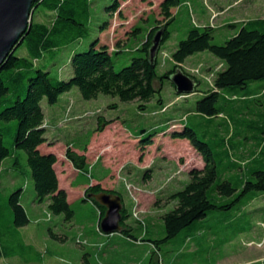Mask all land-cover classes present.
<instances>
[{"label": "rangeland", "instance_id": "obj_1", "mask_svg": "<svg viewBox=\"0 0 264 264\" xmlns=\"http://www.w3.org/2000/svg\"><path fill=\"white\" fill-rule=\"evenodd\" d=\"M112 1L92 0L91 17L85 22L86 29H83L81 37L52 52H46L36 64L46 67L54 79L69 80L73 75L72 55L87 50L99 38L100 43L107 44L110 51L123 48L122 52L113 55L116 70L129 65L132 53L126 49L133 50L145 38L146 29L152 25L165 24L160 8L164 0H125L121 11L109 15L106 7ZM172 12L174 18L167 26L171 36L161 46L159 74L173 67L172 53L189 29L194 26H215L212 42L223 44L239 31L240 22L264 18V0H181V4L174 7ZM49 14L50 12L40 8L32 21L49 23L52 21ZM108 20V29L101 32V25ZM229 22L235 25L227 26ZM134 26L144 29L137 37H133L131 33ZM25 54L24 46L17 50V55ZM52 54L56 56L53 57ZM166 55L169 58L162 64ZM224 67L223 62L207 50L189 56L183 63V68L200 80L196 91L189 95H178L172 81L164 79L161 92L156 93L148 102L137 99L123 102L117 96L103 93L96 98L85 99L77 87L62 94L54 105L48 104L44 99V108L54 111L47 135L59 139L55 151L58 154L56 170L60 186L68 189L75 215L72 222H66L63 215L49 212L47 200H36L27 153L23 149H15L16 157L10 156L3 162L0 194L9 196L14 191L23 189L20 200L31 220L27 229H22L20 234L14 233L6 223L1 227V244L15 256L1 258L0 264H84V256L90 264H154L160 260L164 264H264V213L260 211L251 215V212H245L263 207V196L245 207L236 204L228 211L227 216L233 218L229 227L220 220L223 217L219 215L221 212L215 210L203 219L205 221L202 224L206 225L201 228L203 231H197L201 222L198 221L197 227L183 229L168 243H161L160 251L155 252L152 247L155 242L151 241H158L165 236L163 214L176 207L177 201L171 199V195L182 190L190 181L191 169H201L204 166L202 157L187 139L169 136L172 130L188 125L206 141L226 137L230 130L232 133L234 131L230 144L226 142L225 147L231 150L230 154L233 151L237 158L244 151L246 155L257 147L254 140L248 141L252 137L249 129L230 123L231 113L228 109L231 108L228 103L248 106L247 111L252 109L254 113L264 112V95H251L261 90L264 80L249 82L245 89L220 90L223 95L219 105L226 110L212 120L196 112V102L213 90L216 73ZM195 70H199V73ZM156 86H159V80L156 81ZM225 97L238 100L228 101ZM244 101H248L249 105H245ZM4 103L6 101H0V109ZM143 103L146 106L141 109L140 105ZM112 105L115 107H111ZM99 117L111 121L103 131H97ZM226 121L228 124L224 125ZM166 126L170 128L166 133L156 135L153 144L145 148L141 146V139ZM2 127L5 142L9 144L17 121L11 120L3 124L0 121V128ZM67 146L78 153H84L86 149L88 164L93 166L95 176L102 177L103 188L116 190L121 194L129 214L127 223L133 227L132 234L138 241L120 232H96L99 211L92 201L79 198L85 194L81 190L86 188V184L72 185L77 179L82 182L85 176L78 174L76 179L78 172L69 165L65 155ZM147 170H150L148 176ZM97 182L98 180H92L93 184ZM1 202H4L2 197ZM239 209L244 214V220L237 222L234 219L240 215ZM134 212H138V217ZM142 221L144 224H139ZM249 221V229L237 234L240 222L246 224ZM51 232L63 239L52 236ZM201 233H205V237L199 239ZM193 235L196 240L185 243L187 237ZM210 236H213L212 241L208 240ZM142 237L144 240L139 241ZM226 238H231L232 241L226 244ZM22 240L37 249L40 259L33 248L22 246ZM92 241L98 242L100 248L93 246ZM195 242L197 251L193 252ZM100 243L105 245L102 251Z\"/></svg>", "mask_w": 264, "mask_h": 264}, {"label": "trees", "instance_id": "obj_2", "mask_svg": "<svg viewBox=\"0 0 264 264\" xmlns=\"http://www.w3.org/2000/svg\"><path fill=\"white\" fill-rule=\"evenodd\" d=\"M124 1L113 0L112 4L106 7L109 15L121 11ZM180 4L181 0H164L161 3V14L166 20L165 24L152 25L146 29L145 38L133 50L126 49L132 53L129 65L116 70L113 55L122 52L123 48L110 51L109 46L100 43V39L97 38L87 50L75 52L72 55L73 75L69 80H60L51 77L50 71L46 67L42 68L36 63L38 59L44 57L46 52H52L81 37L83 29H86L85 22H88L91 17L92 0L33 1L32 19H35L37 11L41 8L43 11L50 12L49 17L52 21L49 23L32 21L29 32L23 35V41L8 54L0 65V101H6L0 109V121L2 124L11 120L17 121V127L11 133L9 144L5 142V135L2 131L7 126L0 128V171H2L5 159L10 156L16 157L15 149L25 150L36 191V200L39 202L47 200L51 214L63 215L66 222H72L75 211L68 200L67 190L60 187L55 169V164L58 161L57 155L52 152L42 153L39 149V146L47 141L46 117L42 104L44 99L48 104L54 105L62 94L77 87L85 99L96 98L103 93L117 96L123 102L136 99L148 102L156 93L161 92L162 81L164 79L171 80L179 69L191 76L197 87L200 84L199 78L187 72L183 68V63L189 56L207 50L219 58L225 66L216 73L213 90L196 102V112L212 120L226 110L219 105V100L223 95L220 90L245 89L249 82L264 80V18L241 22L239 31L223 44L212 42L215 26L192 27L172 53L173 67L163 74H159L161 46L171 36L167 26L174 18L172 9ZM109 23L108 20L101 25V32L108 29ZM234 25L228 24L227 26ZM143 30L140 26H134L131 30L132 36L137 37ZM160 30L163 32L161 46L156 57L152 58L150 49L155 35ZM22 46L25 47L26 54L19 56L17 50ZM157 80H159L158 87L156 86ZM178 95L182 94L178 93ZM233 95L235 96V93ZM251 95H264V86L260 91ZM225 98L228 101L238 100V98ZM159 102L161 103L162 99ZM244 103L249 105L248 101H244ZM228 105L231 108L228 109L231 113L230 123L249 129L252 137L248 141L254 140L257 147L250 153L247 152L246 155L244 151L242 156L237 158L233 151L230 154L231 150L229 151L225 147L226 142L230 144L234 131L232 133L230 130L226 137L221 136V138L212 141L201 139L197 131L188 125L169 133L171 138L187 139L202 157L204 166L201 169H191L189 171L190 181L182 190L171 195V199L177 202L173 210L162 216L165 236L158 241H151L155 242L159 250L161 243H168L183 229L197 227L198 221H201L197 228V231H200L206 226L202 224V221H205L203 219L215 210L221 212L219 215H223V217L220 220H223L226 227H229L233 218L227 216L228 211L236 204L245 207L253 200L264 197V112L254 113L252 109L247 111L248 106H241L235 102H229ZM145 106L143 103L140 108L144 109ZM111 107H115V105ZM110 123L111 121L99 117L97 131H103L104 127ZM225 124H228V121ZM169 128L170 126H166L161 130L151 132L147 138L141 139V146L145 148L153 144V138L159 133H166ZM65 155L79 174L85 176L82 182L77 179L72 185L78 186L80 183L87 185L82 200L92 201L98 207L100 216L98 231L102 232L100 221L105 216L106 207L95 198H88V194L104 191L120 196L121 194L116 190L103 188L102 177L93 174V166H89L86 154L78 153L71 146H67ZM149 172L150 170H147V176ZM92 180H98V182L93 184ZM22 191L23 189H18L9 196L0 194V236L3 234L1 227L4 223L18 234L22 227L30 223L28 211L20 200ZM1 197L4 202H1ZM240 210V215L234 219L237 222L244 220L242 217L244 214H241ZM260 211L264 213V206L245 212H251L252 215ZM128 216L124 206L123 229L120 233L137 240L132 234L133 227L127 223ZM139 224L142 223L139 222ZM250 224L251 221L246 224L240 222L237 234L249 229ZM147 232L146 227L145 233ZM51 234L56 238L63 239L58 234L53 232ZM229 239L226 238L225 241L228 242ZM193 240H196L194 235L193 237L188 236L185 243L188 241L192 243ZM22 246L33 248L37 258L40 259V254L32 245H28L22 240ZM9 252L5 250L0 241V258L15 256ZM88 262L89 260L84 256V264H89Z\"/></svg>", "mask_w": 264, "mask_h": 264}, {"label": "water", "instance_id": "obj_3", "mask_svg": "<svg viewBox=\"0 0 264 264\" xmlns=\"http://www.w3.org/2000/svg\"><path fill=\"white\" fill-rule=\"evenodd\" d=\"M34 0H0V65L8 54L20 44L23 35L29 32L32 23V3ZM162 31H158L153 39L150 55L155 58L162 40ZM178 93L189 95L195 92V80L179 69L171 78ZM88 198H95L106 207L105 216L100 221L104 234L121 232L123 229V200L119 194L101 192L90 193Z\"/></svg>", "mask_w": 264, "mask_h": 264}, {"label": "crops", "instance_id": "obj_4", "mask_svg": "<svg viewBox=\"0 0 264 264\" xmlns=\"http://www.w3.org/2000/svg\"><path fill=\"white\" fill-rule=\"evenodd\" d=\"M246 21V20H245ZM242 22H244V21H242ZM241 23V22H240ZM228 24H235V23H232V22H229ZM43 109H44V112H45V125H46V128H47V131H46V138H47V141L46 142H44L43 144H41L40 146H39V149H40V151L42 152V153H50V152H52V153H55L56 155H57V157H58V154H57V152L55 151V148H56V146H57V144H59V139H55V138H52L51 136H48L47 135V133H48V129H50L51 128V126H50V123H51V118L53 117V110L52 109H46V108H44V106H43ZM73 149V148H72ZM81 154H86L87 155V152L86 151H84V153H81ZM68 161V163H69V165H71L72 167H73V165H72V163L69 161V160H67ZM58 162V161H57ZM57 162H56V164H57ZM64 162V161H63ZM4 164V163H3ZM56 164H55V169H56ZM74 168V167H73ZM74 170L75 171H77L78 172V170L77 169H75L74 168ZM57 171V170H56ZM79 174V172L77 173V175ZM58 175V174H57ZM79 177V175L76 177V179ZM61 187V186H60ZM86 188H87V185H86ZM85 188V189H86ZM64 189H66L67 190V192H68V189L67 188H64ZM85 189L84 190H81L83 193H85ZM82 197H84V195H81V196H79V198H82ZM68 200H69V194H68ZM70 201V200H69ZM70 203H71V201H70ZM97 207V206H96ZM97 209H98V207H97ZM98 211H99V209H98ZM99 214V213H98ZM100 217V216H99ZM99 217H98V222H99ZM98 222H97V225H98ZM22 229H27V226H25V227H22L21 228V230L20 231H22ZM83 231H85V229L83 230ZM96 232H99L98 231V229L96 230ZM83 234L82 235H84V232H82ZM202 236L203 237H205V233H201L199 236H198V238L199 239H201L202 238ZM208 240H210V241H212L213 240V236H210V237H208ZM230 241H228V242H226L225 241V243L226 244H228L229 242H231L232 241V239L230 238L229 239ZM86 241V240H85ZM136 241H138V240H136ZM139 241H143V238H140V240ZM189 243H190V241H188ZM93 246H97L98 248H100L99 247V243L98 242H95V241H92V243H91ZM102 245V248H101V251L103 250V248L105 247V245H103L102 243H100V246ZM189 245V244H188ZM196 245H197V243L195 242V244L193 245V246H195V247H193L192 249L194 250L193 252H195V251H197V249H196ZM33 246V245H32ZM34 247V246H33ZM156 251H160L157 247H156V245H154V246H152ZM35 248V247H34ZM152 248V249H153ZM35 250L37 251V249L35 248ZM37 253L38 254H40L38 251H37ZM1 259V258H0ZM256 261H260V260H256ZM159 262H162V263H164V261H159ZM253 262V261H252ZM261 262V261H260ZM89 264H90V261L88 262ZM223 264H230V263H226V262H224Z\"/></svg>", "mask_w": 264, "mask_h": 264}, {"label": "built area", "instance_id": "obj_5", "mask_svg": "<svg viewBox=\"0 0 264 264\" xmlns=\"http://www.w3.org/2000/svg\"><path fill=\"white\" fill-rule=\"evenodd\" d=\"M169 57H168V55H166L163 59H162V64H165L166 63V60L168 59ZM195 72H197V73H199V70H195ZM211 76H212V74H211ZM215 76V75H214ZM134 215L136 216V217H138V212H134ZM142 224H144V221H142ZM81 243V242H80Z\"/></svg>", "mask_w": 264, "mask_h": 264}]
</instances>
